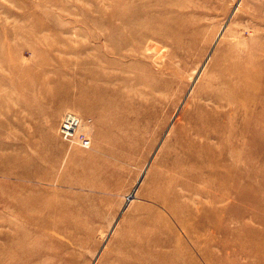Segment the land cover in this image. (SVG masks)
<instances>
[{
	"label": "rangeland",
	"instance_id": "obj_1",
	"mask_svg": "<svg viewBox=\"0 0 264 264\" xmlns=\"http://www.w3.org/2000/svg\"><path fill=\"white\" fill-rule=\"evenodd\" d=\"M0 50V264H139L124 243L135 237L150 246L143 264L179 240L196 264H264V143L250 128L264 127L250 102L263 94L237 88L223 128L194 132L209 93L230 89L221 66H264V0H0ZM68 113L87 127L63 134ZM205 143L211 170L197 164ZM224 162L247 199L212 198ZM164 185L189 205L186 224L157 201ZM36 197L63 212L59 228L36 231L19 212ZM18 228L30 232L19 249Z\"/></svg>",
	"mask_w": 264,
	"mask_h": 264
},
{
	"label": "bare ground",
	"instance_id": "obj_2",
	"mask_svg": "<svg viewBox=\"0 0 264 264\" xmlns=\"http://www.w3.org/2000/svg\"><path fill=\"white\" fill-rule=\"evenodd\" d=\"M134 41L135 40L133 39V42ZM134 44L137 45V43H134ZM222 51H223L222 46H219V48L217 47L214 51V54H213L214 62L213 63L215 66L221 65L220 55H221ZM3 54H4V51L0 50V57L1 58L3 57ZM14 70L17 71L18 74H23L27 71V69H22L21 67H14ZM263 73H264V66L254 65L253 61H248V62L244 61L243 63L239 62L238 64H233L230 66L227 65L225 67L221 66L220 75L222 77V82L228 84L230 89L229 90L216 89L213 92L209 93L208 100L211 101L214 105L212 106V108H206L199 115V117L196 120V124L194 125V128H195L194 132L196 134L203 135L209 129L221 130L223 128L222 124L219 122L216 125L217 127L213 126L214 120L218 118L217 114H218L220 108H221L222 113L226 114L227 113L226 111H228V110L224 109L223 107H230V106L235 105L236 101L233 99L232 93L234 91H236L237 88L242 92H245V90H247V89H250V90L252 89V93L255 95V97H258L260 94L261 95L263 94V96H264V84H263V82L261 84L260 83L252 84V82L250 81L254 76H259V75L262 76ZM237 80H241L240 85H236ZM59 84H60L59 82H56V85H59ZM32 85H33L32 83L30 85H27V88L28 87L32 88ZM67 85H70V83L69 84L65 83V86H67ZM46 90L48 92H51V93L53 92L52 91L53 89L49 88V87L46 88ZM224 99H227L228 101L224 100ZM55 101L56 100H54L53 102H55ZM250 102L251 103L253 102L256 105L258 104L259 107L264 112V98L258 99V100L252 99ZM91 108H92V106H91ZM230 108H232V107H230ZM71 117L73 118V120H75V118L73 116H71ZM246 118L248 119L247 114H246ZM245 126L249 127L247 125V123ZM84 127L86 128L87 124H85V125H84V123H82V125L79 124L80 129H84ZM250 128L257 129V130L259 129L260 132L258 131L257 135L262 136L261 137L262 142L264 143V127H262L260 129V125H258V126H254V127H250ZM244 131H248V130H244ZM195 145H196L195 141H191L189 143L188 148L191 151L190 156L193 158L197 156L198 160L199 159L202 160V157H201L202 155L197 154V153L195 154V152H194ZM212 149H214V146L210 145L209 143L203 144L202 152H203V154H206L203 156L207 157L208 161H198L197 162L198 166L207 167L210 165L211 166L210 170L212 169L214 161L212 159L208 158V156H213L212 154L209 153V151L210 150L212 151ZM222 151H224V150H222ZM222 151L218 150L219 155H216V153L213 152V154L216 156L218 162L222 161V159H221V156H223ZM230 154L233 155V151H230ZM224 165H225L224 168H226V171L220 170L221 172L217 173V176L219 177L218 183L220 185V188L223 189L220 191L222 194L221 195L218 194L219 196L214 195L212 198L216 201H218L222 198H228L231 195V193L233 191H235L240 199H242V200L247 199V197L249 196L247 194V189L250 186L249 182L247 181V178L245 177V182H242L240 180L239 174L237 172V168L233 163H230V165H229V164H226L224 162ZM211 180H217V179L212 177ZM185 181L186 180H183L181 185L183 184V182L185 183ZM177 182L178 181L176 180L175 183H177ZM155 195H156L157 201L160 204H162L163 206L168 208V210L171 213H173V215L178 220L182 219V221H185V224H186V219H184V217H183V215H184L183 211L180 212L178 209L179 208L180 209L189 208V205H187L184 202H180L179 195L174 190V188H172L171 186L164 185L163 188L161 189V191L156 193ZM34 199H36V200H31L30 204H26V203L21 202L18 205L19 206L18 207L19 212L23 216H25L26 220L29 223L33 224V226H34L33 229L38 231L39 229H41L43 227H52V228L57 227V228H59V225H57V224L60 222V218H61V215H63V212H59L57 210V205L55 203H53L52 201L43 200V199L38 200L39 198H37V197ZM28 205H30V206H28ZM217 211H218V209L213 210V212H217ZM186 228L191 234H193L195 237H198L196 235V229H192L191 227H186ZM15 234H17L18 236L21 235L20 246H17V248L19 249L22 246H24L25 242L23 239L27 238V236L30 234V232H22L21 228H18V229H16ZM124 243H125V246L127 245V247H132V248H130V250H131V252H133L131 254H132L135 262H138L139 264H143L144 260H142L140 255L142 254L144 256V252H146L147 249L150 250V246L147 245L145 242H142L140 237H135L131 240L125 239ZM181 249H183V251ZM161 255L165 259L163 264H196L194 258L191 257L187 253V251L184 249L180 240L176 245L173 246V248L171 250H169V252L168 251L162 252ZM9 256H10V258H14V253L10 252ZM25 260H26V258L14 259L12 261V264H24ZM146 260H147V264H150L149 263V262H151L150 259H146ZM3 264H9V263L5 262Z\"/></svg>",
	"mask_w": 264,
	"mask_h": 264
},
{
	"label": "built area",
	"instance_id": "obj_3",
	"mask_svg": "<svg viewBox=\"0 0 264 264\" xmlns=\"http://www.w3.org/2000/svg\"><path fill=\"white\" fill-rule=\"evenodd\" d=\"M73 116L75 118V120H73V118L71 117ZM82 123H84V120L81 119L80 117H78L76 114L74 113H68L65 117V120L63 122L62 125V132L65 135L68 136H72V134L76 131V130H82L79 128V124L82 125ZM81 135H83V137L81 138ZM77 136V140L80 141L84 146H88L90 144L89 139H86V134L79 132Z\"/></svg>",
	"mask_w": 264,
	"mask_h": 264
}]
</instances>
